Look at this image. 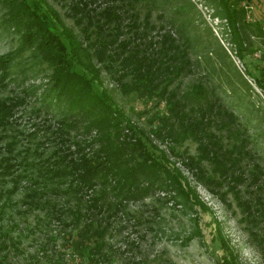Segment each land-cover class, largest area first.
Returning a JSON list of instances; mask_svg holds the SVG:
<instances>
[{
    "label": "trees",
    "instance_id": "1",
    "mask_svg": "<svg viewBox=\"0 0 264 264\" xmlns=\"http://www.w3.org/2000/svg\"><path fill=\"white\" fill-rule=\"evenodd\" d=\"M2 1L9 6L8 18L16 25L23 22V46H34L42 59L52 65V89L57 100L66 102V110L71 114L62 115L61 126L81 128L84 135L95 131L81 140L72 138L74 148L69 146L70 142L64 148H56L44 159V165L31 162L26 167L29 162L18 160L15 155L0 154V182L10 178L13 183L12 188H0V200L2 195L10 200V193L21 177H33L35 184L26 196L37 207L49 202L54 209L55 200L38 199L45 192L46 183L53 185L54 190L74 194L77 204L66 206L74 228L66 238L67 247L72 255L78 256V261L61 264H112L105 236L110 217L124 200L143 197L155 188H174L184 201L204 206L194 188L187 181L186 186L182 183L185 176L181 170L167 165L168 153L154 142L150 133L156 139H168L171 154L183 157L182 162L194 169L195 176L220 197L223 196L217 186H227L238 198V185L258 186L262 176L264 180V171L255 160L249 137L240 127L236 113L223 102V92L227 89L252 88L247 77L254 79L264 95V25L260 20H246L247 9L240 5L242 0H204L212 5V15L226 21L224 39L230 44L227 47L203 17H196L200 11L192 0H164L169 3L168 21L173 33L166 30L156 40L148 38L145 30L149 24L147 13L142 25L138 23L137 12L131 9L128 16L131 21L124 24L125 8L116 6H135L136 0H111L101 9L91 6L97 0H72L70 6L78 9L81 17H75L76 21L86 18L88 32L94 33L91 38L84 30L87 41L94 43L95 57L101 62L108 60L110 72L118 71L126 77L120 82L122 91L135 92L145 102L153 101V106L146 110L150 112L148 131L131 123L124 110L108 100L107 92L96 88L95 65L86 64L93 73L89 76L75 64L81 61L80 53L70 56L60 32L39 9L38 0ZM64 28V33L72 38L71 46L84 49L88 55L89 50L73 32ZM119 33L127 36L118 38ZM256 52L258 56L254 57ZM189 53H194L193 60ZM232 55L242 61L244 70L236 66ZM11 59L10 52L0 55V84ZM196 69L203 73L201 80L182 90L174 85L182 74ZM7 101L0 99V130L10 124L12 116L13 103ZM62 127L60 130L68 133ZM68 137L64 139L71 141ZM185 140L196 143V152L180 150ZM34 170L41 173L42 183L38 176H33ZM63 181L66 187L60 188L58 185ZM88 190L93 192L84 198ZM5 200L0 204V215L7 205ZM239 203L243 205L244 219L264 220L261 192ZM62 212L65 213L63 209ZM56 213L51 216L64 221ZM9 230L0 226V264H12L10 259L8 262V244L17 248ZM219 238L227 250L223 262L243 264L223 234ZM124 264L145 263L129 260Z\"/></svg>",
    "mask_w": 264,
    "mask_h": 264
},
{
    "label": "rangeland",
    "instance_id": "2",
    "mask_svg": "<svg viewBox=\"0 0 264 264\" xmlns=\"http://www.w3.org/2000/svg\"><path fill=\"white\" fill-rule=\"evenodd\" d=\"M38 1L41 4L39 9L45 12L49 21L60 32L71 53L70 56H74L75 52L80 53L81 61H75V64L89 76L93 73L88 70L86 64L91 62L95 65L98 72V78L94 81L96 88L100 91L104 89L109 96L108 100L120 106L131 123L148 131L150 112L146 110L153 106V101L145 102L135 92L122 91L120 82L126 80V77H122L118 71L110 72L108 60L101 62L95 57L93 41L89 43L85 38L86 33L88 36L91 34V38L94 37V33L88 32L90 27L86 18L80 22L76 21L75 17H80V14L78 9L70 6L72 0ZM192 1L200 11V15L196 17H203L218 39L226 47L230 46L224 39L225 19L212 15L213 8L210 7L212 5L204 0ZM116 2L119 4L120 1ZM107 3H111V0H97L91 3V6L102 8ZM134 4L135 6H116L120 9L125 8L124 24L131 21L128 16L131 9H134L138 14L139 24L144 25L145 14H148L149 24L145 29L148 38L156 40L166 30L173 33L168 21L169 3L164 0H136ZM240 5L247 9L246 20H260L264 25V0H242ZM8 7L0 0V55L8 52L12 54L6 76L1 80L0 99H8L7 102L13 103L10 124L0 130L2 131L0 154L9 157L15 155L18 160L29 162L26 167H29L31 162H34V165H44V159L53 150L59 149L58 147L64 148L69 142V146L74 148L72 138L81 140L83 137H90L95 131L84 135L81 128L61 126L62 115L71 114L66 110V102L57 100L55 90L52 89L50 78L52 65L42 59L34 46H23V22L14 24L8 18ZM65 26L73 32L81 45L89 50L88 55L84 49L71 46L72 38L65 34ZM122 28L126 32L125 26ZM84 30H87L86 33ZM125 36L127 35L119 33L118 38L122 39ZM189 56L193 60L195 55L189 53ZM257 56L258 52L254 54V57ZM232 59L241 71L244 70L245 67L239 58L232 55ZM202 76V71L196 69L195 72L182 74L174 85L178 89H186L201 80ZM247 79L252 88L244 87L235 91L227 89L223 92V102L236 113L240 127L249 137V145L255 153V160L264 171V95L253 78ZM61 127L62 130L68 129V133L61 131ZM67 136L71 141L64 139ZM150 136L168 153L167 165L171 168L176 166L181 170L185 176L182 183L185 184L187 181V185L194 188L206 207L199 203L184 201L174 188L167 190L155 188L143 197L124 200L116 213L110 217L105 236L109 245L106 249L112 255V264H124L129 260H140L145 264H225L223 257L227 250L220 241V234H223L243 264H264V220L257 219L252 222L244 219L243 205L239 203V200L245 202L250 195L259 192L264 195L263 176L258 186L238 185L240 189L238 198L227 186H217L223 196L220 197L195 176L194 169L182 162L183 157L171 154L168 139H156L151 133ZM94 145L96 146V143ZM184 148L194 153L196 143L185 140L180 145V150ZM247 163L252 167L250 160H247ZM40 174L33 171V176H38L39 182L42 183L43 177ZM32 179L33 177L28 179L21 177L10 193V200H5L3 195L0 200V204L3 199L7 202L4 212L0 215V226L10 228L9 234L14 236L17 246L14 249L8 244L10 250L8 262L9 259L12 264H15L14 260L17 264L77 262L78 256L72 255L67 247L66 238L67 233L74 228L73 221H69L66 208L77 204L74 194L54 190L53 185L46 183L47 188L38 199L55 200V205L52 204L54 209L49 202H42L43 207H40L41 205L37 207L32 199L26 196L30 187L35 184ZM12 186L10 178L0 182L2 189ZM58 186L65 188L66 183L63 181ZM98 188L95 187L97 192ZM92 192L88 190L84 198ZM56 211L65 222L51 216ZM187 235L190 236L186 237Z\"/></svg>",
    "mask_w": 264,
    "mask_h": 264
}]
</instances>
